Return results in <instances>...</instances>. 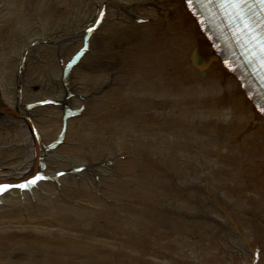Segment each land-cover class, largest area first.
<instances>
[{
	"label": "bare ground",
	"instance_id": "obj_1",
	"mask_svg": "<svg viewBox=\"0 0 264 264\" xmlns=\"http://www.w3.org/2000/svg\"><path fill=\"white\" fill-rule=\"evenodd\" d=\"M55 2L43 33H21L34 24L18 17L19 1L0 0V182L44 177L0 195V264H264V116L211 54L185 0H80L68 17L55 16ZM101 12L87 51L63 80V64ZM99 32L113 39L102 41L103 55L129 63L119 67L131 70L127 76L101 64L78 73ZM38 40L47 44L32 47ZM74 40L58 65L55 50ZM126 40L132 44L122 46ZM29 48V72L19 75ZM87 95L95 100L86 103ZM114 103L123 109L113 115ZM64 108L80 111L58 142ZM93 115L110 126H95L92 144L82 123L92 127ZM105 149L111 161L127 155L114 166L110 190L93 178L104 168L91 165ZM176 202L200 209L197 241L213 240L200 254L183 240V219L161 215ZM138 216L150 228L142 230Z\"/></svg>",
	"mask_w": 264,
	"mask_h": 264
},
{
	"label": "rangeland",
	"instance_id": "obj_2",
	"mask_svg": "<svg viewBox=\"0 0 264 264\" xmlns=\"http://www.w3.org/2000/svg\"><path fill=\"white\" fill-rule=\"evenodd\" d=\"M17 1H19L20 4L17 7L16 6H14V7H15V10L17 12L18 17L21 20H24L26 22L33 23L34 24L31 28H30V26H28L27 28H26V26L19 28V29H21V33H25V32H29L32 29L33 30H36L37 32H40L41 27H42V31H43V29H45L46 26H44V25L46 23L44 22V19H43L44 18V15L46 16V15H49L50 14L49 9H51V7H53L54 3H56L55 1H57L59 3V5H60L59 8H58V11L55 13V16L62 15L64 17L65 16L68 17V15H70L71 12H73L75 10L76 5H77V3L80 0H17ZM81 1L84 2V0H81ZM85 2H86V0H85ZM8 3H9V6H10L11 3L10 2H8ZM82 5H83V3H82ZM3 7H4V5H0V10L1 11H2ZM10 7L12 8V6H10ZM76 17L77 16H75L74 19ZM40 33H43V32H40ZM16 37L9 38L8 44L10 46H12V47L14 46V44H15V38ZM99 37L100 38L98 40H95V42H94V45H93L94 46V49H93V53H92L91 58L88 61L85 62V64L81 67L82 69L78 70V73H80V74L86 73V72L89 73L91 71V68H90L91 65H94V64H99L100 65L101 64V65L104 66V68L107 67V68H105L106 71H108L109 74L112 75V76H114V75L117 76L118 74H120L121 76H127L129 74V71H131V70L130 69H122V68H119V67H121L122 65H128L129 63L128 64H123V62L120 61V60L113 61V59H110V58L108 59V56L107 55H103L104 52L102 51V49H104V42L106 41L107 43L110 44L113 39L112 38H107V36H103L101 33L99 34ZM75 39L78 40V35L75 37ZM4 40H5V34L4 33H0V45H2V43L4 42ZM102 41H104V42H102ZM75 42H77V41L74 40L73 42H71L70 44L64 46L63 48L56 49L55 50V52H54V58H55V61H57V64L58 65L65 58V54L67 52H69V50L71 49L70 47H72L73 44H75ZM43 44H47V43L44 42V40H38L34 44V46H32V47L42 46ZM130 44H132V43L129 42L128 40H126L122 44V46H125L126 47V46H128ZM31 48L28 49L29 51L27 50V53L25 55V60H26L25 63H27V64L29 62L28 61V58L30 57V60H31L32 57H33V55L35 54L33 52L34 54L32 55V52L30 51ZM115 51L116 50H114V49H110L111 54H113V52H115ZM35 60H36V58H35ZM22 70H23L24 73L23 72H21V73H23L24 75H27L28 72H29L28 71V66L27 67L24 66V68ZM21 73H19V75ZM75 73H74V75H75ZM73 78H74V76L72 77V80H73ZM111 85L112 84H110V83L102 84L101 85L102 86L101 89L103 91H105ZM32 90H33V92H37L39 90V87L38 86H34ZM90 97L91 96L87 95V98L88 99H87L86 103H90V101L95 100L94 98H90ZM122 98L123 97L120 96L117 99L118 104L119 103H122V100H123ZM118 104H115V103L113 104V106L115 108L112 111H110V114H113L114 115L115 110H120L121 111L123 109V106H120L119 107ZM124 104H126V103H124ZM92 119L95 120V122H96V124H94L92 127L89 125L88 122L87 123H82L83 128H84V130L82 131V135H86L90 141H92V140L93 141L94 140L96 141L99 138L96 137V133L94 132V129H96V127H99L98 129H100V131H102V129H105V126L107 124L109 126H110V124H109V121H106V119H108V118H104V117L102 118L99 115H93V118ZM98 120L100 122H97ZM102 126H103V128H102ZM111 127L118 128L119 126L115 124L114 126L111 125ZM88 132H93V133H91V135H88ZM102 132H104V131H102ZM93 141H92V144L94 143ZM106 152L107 151L105 149L104 150V153H103V157H101L100 159H98V160L94 161L93 163H91V165H93L92 168H94L95 165H99V167H103L104 168L102 171L99 168H98L99 170L94 171L95 175H94L93 178H94V181H100L101 188H105V189H106V187L109 188L106 185V183L109 182L108 180H110V178L118 179V176L117 175H114V173L116 171L114 166L116 164H118V162L125 161L126 158H127V155H124V154L122 156L120 155V156H118V158H115L114 161H116V162L114 164H111L112 162H114V161H111L113 157L112 158L111 157L106 158L105 157V153ZM123 156H124V158L122 159ZM75 173H77V172H75ZM94 173H90L91 175H89V177L92 178V176H93ZM92 187L94 188L93 185H92ZM110 188H109V190H110ZM93 190H95V189H93ZM169 205H170L169 206V209L170 210H168V212L167 211H164L163 213H161V215L164 216L167 220L169 219V221H170L169 223H171V222L177 223L180 218L183 219V223L182 224H184L186 226L185 228H187V229H185L186 231L184 230L185 232L182 233V235L184 236L183 237V240H187L191 244L195 245L194 248L191 250L193 252V255L194 254L196 255L197 253H199L198 252V247H200L199 250L203 251L201 248L202 247H205V244H206V246H209L210 245L209 243L213 244V240L212 239H208L209 240L208 242H199L198 243V241H197L199 236L201 238L203 237L202 236L203 232L201 231V228L199 227V225H200L198 223L199 221H198V219H196L197 218V214H200L199 213L200 212L199 211L200 209L198 207H196L194 205V209L187 210V209H184L182 206H180L179 202H176L175 205L172 204V203H170ZM175 208H177V209H175ZM177 211H180V213H181V216L180 217H178L179 213H175ZM207 214L208 215H213L212 212H207ZM138 217H139L140 227H141L142 230H143V228H146V229L147 228H150V227L146 226L143 223V220H141V217L140 216H138ZM156 220L158 221V217H156V219L154 218V221L155 222H156ZM190 225L192 227L194 226L193 229H191ZM172 233L173 234H177L178 231L177 230H172ZM150 235H151V233H150V231L148 229V232H146V236H150ZM195 242H196V244H195ZM8 251L11 252L10 249ZM200 253H202V252H200ZM29 254H30L31 257L32 256H35L31 252H29ZM30 256H28V257H30ZM198 258H200V257H198ZM14 259L15 258H12V260H14ZM3 262H4V260H2V254L0 252V263H3Z\"/></svg>",
	"mask_w": 264,
	"mask_h": 264
},
{
	"label": "snow or ice",
	"instance_id": "obj_3",
	"mask_svg": "<svg viewBox=\"0 0 264 264\" xmlns=\"http://www.w3.org/2000/svg\"><path fill=\"white\" fill-rule=\"evenodd\" d=\"M213 5L231 30L232 39L239 46L247 65L252 67L264 84V0H256L255 3H249V0H206L200 3L205 11H210ZM188 6L192 7V0H188ZM88 31L91 32L92 29L89 28ZM190 54L194 55V50ZM258 107L264 112V106ZM43 178L38 173L17 186L21 189L28 188ZM7 187L9 185H0V192Z\"/></svg>",
	"mask_w": 264,
	"mask_h": 264
}]
</instances>
